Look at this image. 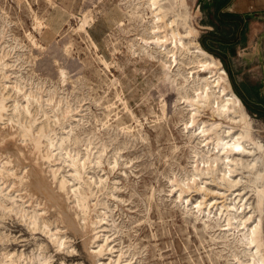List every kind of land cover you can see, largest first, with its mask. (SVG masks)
Instances as JSON below:
<instances>
[{
	"label": "bare ground",
	"instance_id": "obj_1",
	"mask_svg": "<svg viewBox=\"0 0 264 264\" xmlns=\"http://www.w3.org/2000/svg\"><path fill=\"white\" fill-rule=\"evenodd\" d=\"M44 1L55 5L54 0ZM190 1L117 0L118 4L115 3L124 17L117 29L133 33L126 45L131 50L132 63L150 62L157 67L159 81L175 86L174 107L179 122L184 125L182 131L187 137L185 145L189 148L191 170L186 172V178L172 185L179 194L174 203L190 214L195 224H201L210 248L221 245L219 252L209 256L210 263L223 260L225 264H264V143L257 137L254 119L234 92L222 62L199 43L198 30L192 24ZM96 18L85 13L72 28L73 33H84L94 62L113 74L111 63L123 51L117 42H111L114 60L109 62L101 55L87 30ZM41 19L38 16L35 20L36 30L43 25ZM74 45L70 40L65 43L66 56H70L67 47ZM8 57L6 48L0 49V120L6 115V120L17 126L21 146L31 143L35 152L43 149V165H47L52 176L49 203L57 218L71 227L77 223L74 231L81 233L88 229L93 213L94 244H98L93 254L106 258L101 264H132L131 260L124 262L125 253L111 245L117 241L108 234L112 231V210L101 198L119 200L115 192L120 188L116 182L110 184L108 176L105 179L97 172L106 171L107 164L108 173H114L120 166L133 162L121 161L124 158L121 152L127 147L114 146L117 136L110 134L121 130L145 141L147 138L140 134L143 124L124 102L127 114L137 122V134L121 118L115 125L103 123L105 135H110L109 142L100 134L90 133L91 130L88 133L85 114L69 106L65 108L51 94L44 99L43 92L25 89L23 78L16 75ZM103 82L113 88L120 83L117 78ZM179 150V146H174V153ZM21 161L19 156L18 162ZM36 170L31 172L35 174ZM30 184L45 193L46 184L36 178L31 181L26 167L20 169L13 164L12 156L0 154V247L11 242L10 235L1 227L6 228L4 222L16 217L32 232L45 234L58 251L70 253L67 237L59 227L52 228L55 222L45 219L47 212L41 207L46 203L30 195L27 199L26 189ZM16 187L20 189L15 191ZM190 192L200 195L201 200L195 203L189 198L185 200L184 195ZM60 200L64 201L63 205ZM194 229L198 230L196 225ZM40 245L43 249V244ZM6 247L0 249V264H51L50 256L45 257V253L26 256L25 252L8 251Z\"/></svg>",
	"mask_w": 264,
	"mask_h": 264
},
{
	"label": "rangeland",
	"instance_id": "obj_2",
	"mask_svg": "<svg viewBox=\"0 0 264 264\" xmlns=\"http://www.w3.org/2000/svg\"><path fill=\"white\" fill-rule=\"evenodd\" d=\"M223 1H190L192 24L198 30L199 43L201 36L209 31L234 38L236 27L223 25L216 18V9ZM115 2L118 4L117 0H76L70 3L54 0L55 5L50 6L44 0H0V49L6 48L9 62L14 65L12 69L23 78L25 89L43 92L44 99L51 94L56 102L62 101L65 108L69 106L85 114L88 133L91 130L90 133L100 134L108 142L109 136L115 135L117 141L114 146L126 145L127 148L121 152L124 156L121 161L133 162L120 166L114 173H108L110 167L107 164L104 165L106 171L97 172L105 179L108 176L110 184L116 182L120 188L115 192L119 200L106 196L101 198L112 210V231L108 234L117 240L111 245L125 253L123 261L131 260L132 264H211L209 256L219 252L221 245L215 244L211 249L201 224H195L193 217L174 203L179 194L172 185L186 178V172L191 170L189 148L185 145L187 137L182 131L184 125L179 122L180 117L174 107L177 98L175 86L159 81L157 67L150 62L132 63L131 50L126 45L133 33L117 29L118 22L124 17ZM224 11L240 15L244 24L239 29L236 42H209L225 62L212 55L222 62L236 95L241 100L243 97L253 109L264 110V0H230ZM85 13L97 17L87 30L91 36L95 34L102 39L101 44L94 40L101 55L109 62L114 60L109 47L111 42H117L123 51L111 63L113 74L94 62L84 33H73L72 28L78 25L79 18ZM38 16L43 23L40 30L35 29ZM69 40L75 45L67 47L68 57L63 47ZM109 78H117L120 83L115 88L108 87L103 81ZM124 102L143 124L140 134L147 138L145 141L121 130L105 135L103 123L115 125L120 118L137 134V122L127 114ZM245 107L254 119L257 137L264 143V116ZM6 119L4 115L0 120V154L12 156L16 167H26L31 181L36 178L46 184L45 193L30 184L26 189L27 199L33 196L35 200L46 203L41 207L47 212L45 219L55 222L52 228L59 227L71 248L70 253L58 251L45 234L32 232L26 224L13 217L4 222L6 228L1 227L10 235L11 244H5L7 247L2 245L0 249L6 247L8 251L25 252L26 256L42 252L45 257H51H48L51 264L105 262L106 258L93 254L98 245L94 244V214H91L88 229L81 233L74 231L77 223L71 227L70 223L57 218L49 203L52 176L47 165H43V149L35 152L31 143L21 146L17 126ZM176 145L180 150L174 153ZM114 146L108 150L111 151L109 157ZM19 156H22L21 163L18 162ZM36 168L38 171L33 174L31 171ZM17 188L15 191L20 189ZM188 198L193 203L201 200L195 192L184 195L185 200ZM63 202L60 200L61 205ZM40 244H43V249H40ZM215 264L225 262L220 260Z\"/></svg>",
	"mask_w": 264,
	"mask_h": 264
},
{
	"label": "trees",
	"instance_id": "obj_3",
	"mask_svg": "<svg viewBox=\"0 0 264 264\" xmlns=\"http://www.w3.org/2000/svg\"><path fill=\"white\" fill-rule=\"evenodd\" d=\"M229 3H230V0H225L218 5V7L216 9V18L219 21V23H221L223 25H227V26L233 25L236 27L237 32H236L234 38L224 37V36L219 35L218 33L214 32V31L206 32L200 38V43L203 46V48L207 52L218 56L223 62H225L224 58L214 50V48L210 45L209 42H212V43H214V42H216V43L236 42L238 39V35H239V33H238L239 29L244 24V20L240 15L224 11L227 8V6L229 5ZM228 72H229V74H231V71L229 69H228ZM241 98L250 111H256L257 113H260L261 115L264 116V110L263 109H260V108L253 109V107L243 97H241Z\"/></svg>",
	"mask_w": 264,
	"mask_h": 264
},
{
	"label": "crops",
	"instance_id": "obj_4",
	"mask_svg": "<svg viewBox=\"0 0 264 264\" xmlns=\"http://www.w3.org/2000/svg\"><path fill=\"white\" fill-rule=\"evenodd\" d=\"M56 2H76V0H55ZM92 37L94 38V40L96 41L97 44H101L102 39L100 37H97L95 34H92Z\"/></svg>",
	"mask_w": 264,
	"mask_h": 264
}]
</instances>
